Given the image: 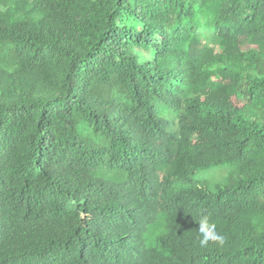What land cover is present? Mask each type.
I'll return each instance as SVG.
<instances>
[{"label": "trees", "instance_id": "1", "mask_svg": "<svg viewBox=\"0 0 264 264\" xmlns=\"http://www.w3.org/2000/svg\"><path fill=\"white\" fill-rule=\"evenodd\" d=\"M0 264H264V0H0Z\"/></svg>", "mask_w": 264, "mask_h": 264}, {"label": "rangeland", "instance_id": "2", "mask_svg": "<svg viewBox=\"0 0 264 264\" xmlns=\"http://www.w3.org/2000/svg\"><path fill=\"white\" fill-rule=\"evenodd\" d=\"M106 63L98 64L93 66L89 71L90 77H96L97 75L104 72L108 68ZM237 104V102H236ZM178 120V118L176 119ZM84 136H87V132L83 131ZM178 149H174L173 153L176 154ZM97 178L105 179L110 182H121L125 175L119 171L107 172L106 170L100 171L95 175ZM194 180L197 182L205 183L209 188L217 184H233L238 181L240 174L236 171V166L234 164H224L209 169H202L197 171L194 176ZM190 183H183L180 186L188 187Z\"/></svg>", "mask_w": 264, "mask_h": 264}, {"label": "clouds", "instance_id": "3", "mask_svg": "<svg viewBox=\"0 0 264 264\" xmlns=\"http://www.w3.org/2000/svg\"><path fill=\"white\" fill-rule=\"evenodd\" d=\"M199 245L201 248L208 247L209 243L223 245L225 237L216 230V224L207 215H202L198 220Z\"/></svg>", "mask_w": 264, "mask_h": 264}]
</instances>
